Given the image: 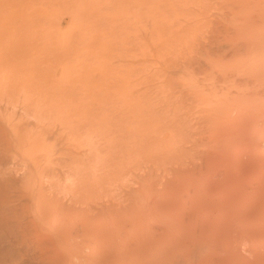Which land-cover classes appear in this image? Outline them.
Masks as SVG:
<instances>
[{
	"label": "bare ground",
	"instance_id": "obj_1",
	"mask_svg": "<svg viewBox=\"0 0 264 264\" xmlns=\"http://www.w3.org/2000/svg\"><path fill=\"white\" fill-rule=\"evenodd\" d=\"M13 3L0 0V264H264V0H152V155L125 148L130 162L87 133L69 42Z\"/></svg>",
	"mask_w": 264,
	"mask_h": 264
},
{
	"label": "rangeland",
	"instance_id": "obj_2",
	"mask_svg": "<svg viewBox=\"0 0 264 264\" xmlns=\"http://www.w3.org/2000/svg\"><path fill=\"white\" fill-rule=\"evenodd\" d=\"M11 5L13 4V6H14V3H13V1H15V5L17 6V5H19V4H21L22 2L19 0V3L17 2L18 0H11V1H9V0H7ZM24 1V3L26 4H24V3H22V5H24L25 7H27L28 8V12H26V16L27 17H24L25 19H27L26 21H28V22H31V21H33V22H37L38 24H41V25H43V27H41V26H39L40 27V29H42L41 31H40V29H39V34L40 35H43V37L42 38H44V39H53L54 37L55 38H58V40L60 39V40H63V41H68L69 42V47H70V50H71V53L74 55V58H73V61H72V66H73V68L75 69V71L78 73L77 74V78H76V86H77V88H80V86L82 85V83H83V78H82V74H83V72H84V70L87 72V76H88V89H89V99L91 100H89L90 101V103H89V106L91 107V108H93V111H92V109L89 107V109L91 110H89V112L90 113H92L91 115V117H90V115H88V117H90V119L89 120H91L90 122H88V124H87V133H105L106 135V137H105V144H106V142L108 141V140H110L109 141V143L111 142V141H113V140H115L116 139V142L114 141V144H113V142H111V144H113L112 145V147H114V149L116 150V148L115 147H117L118 148V146H119V151H121L122 150V152L121 153H123V155L124 154H126L128 151H125V148L127 149H129V152L131 153V154H129V152H128V154L129 155H132L133 157V159L134 160H136L137 158H139V159H141L142 157H143V159H145V158H147V157H149L150 155H152V116H150L151 114H152V103H150V102H152L151 100V97H152V92H151V94H150V91H152L151 89H152V85H151V83H150V81L152 82V77H151V75H152V30H151V23L152 22H150V20L152 21V0H127V3H126V1L125 0H23ZM129 1L130 2H133V1H135V4H132V3H129ZM137 1V2H136ZM138 1H139V3H138ZM21 2V3H20ZM134 3V2H133ZM138 3V4H137ZM141 3V4H140ZM111 4V5H110ZM124 5V6H123ZM129 5H131L132 6V8L129 6ZM135 5V8H136V6H138V8H139V6H140V8L139 9H135L133 6ZM30 7V8H29ZM123 7V8H122ZM26 8V9H27ZM35 8V9H34ZM128 8H130V10L128 9ZM140 9H142V10H140ZM32 10V11H31ZM134 10V11H133ZM135 10L137 11V12H139V13H141V15L140 14H136L135 13ZM140 10V11H139ZM128 11V13L129 14H131V15H126L127 12ZM130 11V12H129ZM143 11V12H142ZM31 12V13H30ZM34 12V13H33ZM30 13V14H29ZM38 13H40V14H38ZM121 15H120V14ZM126 13V14H125ZM133 13H135V15L133 14ZM29 14V15H28ZM32 14V15H31ZM39 15V16H38ZM136 15H139L138 17H139V19L141 20V22H140V20L137 18L136 19ZM143 15H145V16H143ZM123 16L124 17H126V16H130V17H128V18H130L128 21H129V23H128V21H127V18L125 19V20H123ZM134 16H135V18H134ZM34 17H36V19H34ZM39 19H38V18ZM122 17V19H120ZM132 17V18H131ZM145 17H146V21H145ZM33 18V19H32ZM31 20V21H29V20ZM38 19V20H37ZM131 19H132V21H131ZM136 19V20H135ZM144 19V20H143ZM35 20H37V21H35ZM40 20L42 21V22H40ZM119 20H121L123 23H125V22H127L126 23V26H124L125 24H123L121 21H119ZM137 20H139V22L137 21ZM149 20V21H148ZM39 21V22H38ZM109 23H108V22ZM134 21V22H133ZM136 21V22H135ZM107 22V23H106ZM138 22V23H137ZM142 22H145V24L144 23H142ZM149 22H150V25H148L149 24ZM32 23V22H31ZM120 23L121 24H123V27L120 25ZM130 23H132L131 25H130ZM134 23H136V24H134ZM109 24V25H108ZM139 24H140V26H139ZM144 24V25H143ZM127 25H128V30H130V28L131 27H133L134 28V26L135 25H137V26H135V28H134V30L132 31H129L128 33H127ZM129 25H130V27H129ZM121 26V27H120ZM143 26V27H142ZM151 27V28H149L148 29V27ZM126 27V28H125ZM138 27V28H137ZM118 28H120V30L118 29ZM122 28V29H121ZM137 28V29H136ZM144 28H146L147 30H146V33H145V29ZM44 29V30H43ZM110 29H111V31H110ZM136 29V30H135ZM139 29V30H138ZM34 29H31V30H27L26 32H30V33H32L33 35L35 34V31H33ZM118 30V31H117ZM123 30H124V32H126V33H123ZM126 30V31H125ZM144 30V31H143ZM148 30L149 31H151V33L150 32H148ZM108 31H110V34H108L109 32ZM122 32V33H120V32ZM29 32L27 33L28 35H30L29 34ZM34 32V33H33ZM41 32H42V34H41ZM44 32V33H43ZM137 33V34H141V35H139V39H140V41L144 38V40H142L143 42H146V45H147V47H148V49H146L145 48V46H144V48L142 47L143 45H145V43H143L142 44V42H140L137 38H138V36H137V34L135 35L134 33ZM114 33V34H113ZM117 33H119V34H117ZM144 33V34H143ZM147 33H149V34H147ZM31 34V35H32ZM46 34H48V35H50V36H48L49 38H46L47 36H46ZM120 34H121V36H120ZM122 34H124L125 36H127L126 38H125V36L123 35V37H122ZM130 34V35H129ZM136 36H134V35ZM148 36H147V35ZM32 35V36H33ZM52 35V36H51ZM54 35V36H53ZM110 35V36H109ZM111 35H113L114 36V38H113V36H111ZM116 35H117V37H118V39L116 38ZM145 35V36H144ZM149 35H151V36H149ZM46 36V37H45ZM57 36H61L60 38L59 37H57ZM134 36V38L132 39V37ZM52 37V38H51ZM69 37V38H68ZM122 37V38H121ZM131 37V38H130ZM141 37H143L142 39H141ZM148 37H150V38H148ZM54 38V39H55ZM111 38V39H110ZM129 38V39H128ZM110 39V40H109ZM113 39V40H112ZM115 39H116V41H117V43L115 42ZM122 41H124L125 39H127V40H125L124 42H122ZM124 39V40H123ZM134 39H136V41H134ZM151 39V40H150ZM107 40H109V42L107 41ZM111 40H112V43L114 42V43H116L117 45H114L113 46V44H111ZM130 40H132V41H130ZM118 41H119V43H118ZM137 41H139L138 43H137ZM108 42V43H107ZM128 42H130V43H128ZM132 42V43H131ZM121 43V44H120ZM122 43H124L123 45H122ZM135 43V44H134ZM141 44V47H139V45ZM107 44H108V48H106V46H107ZM127 44V45H126ZM130 44V45H129ZM57 46H55V45H50V46H47L46 45V48H52V49H54V50H56L58 53H60V54H64V52L67 50V46H65V45H62V44H56ZM83 45H85V46H87V48L86 47H83ZM119 45H121L120 47H118ZM133 45H136V46H133ZM55 46V47H54ZM58 47V48H57ZM111 47H115V48H111ZM134 49H132V48ZM139 48V49H135V48ZM44 48H45V46H44ZM57 48V49H56ZM59 48H60V50H59ZM85 48H86V51H85ZM118 48H120V49H118ZM123 48H125L124 49V51H123ZM127 48V49H126ZM129 48H131L130 49V51H129ZM83 49H84V51H83ZM109 49V51H107ZM112 49V50H111ZM114 49H116V50H119V53H118V51L116 52V50H114ZM141 49V50H140ZM145 49V50H144ZM150 49V50H149ZM121 50V51H120ZM126 50H127V52H131L130 54H131V56L129 55V53H127L126 52ZM131 50H133V51H131ZM142 50L144 51V53L146 52V55H144V53L142 52ZM147 50V51H146ZM61 51V52H60ZM110 51H112V52H110ZM139 51L141 52V54L139 53ZM88 52V53H87ZM106 52H109V53H111V54H109V55H107V53ZM120 52H122V53H120ZM133 52H137V56H136V54L135 53H133ZM151 52V53H150ZM114 53H115V55H114ZM118 53V54H117ZM124 53V54H123ZM125 53H127V54H125ZM86 54H88V55H86ZM104 54H106V55H104ZM121 54V55H120ZM139 54V55H138ZM110 55L112 56L111 58H110ZM116 55H117V57H116ZM124 55H126V56H124ZM130 57H129V56ZM142 57H141V56ZM105 56H106V58H105ZM120 56V57H119ZM136 56V57H135ZM90 57V58H89ZM114 57H115V59H114ZM122 57V58H121ZM105 58V59H104ZM110 58V59H109ZM113 58V59H112ZM128 60H127V59ZM148 59V60H147ZM112 60V63H113V65H112V63L110 62ZM116 60V61H115ZM127 61V62H125V61ZM138 60V61H137ZM145 60V61H144ZM150 60V61H149ZM119 61H123L122 63L120 62L119 63ZM137 62V65H136V63L135 62ZM148 62V64H147V62ZM104 62H105V64H107V62H110V64L111 65H109V63L105 66V64H104ZM115 62V63H114ZM132 62V63H131ZM139 62V63H138ZM128 63V64H127ZM114 64H116V65H121L122 66V64H123V66L122 67H118V66H116V65H114ZM126 64H127V66H126ZM141 64H143L141 67L140 66H138V65H141ZM109 65V66H108ZM124 65H125V67H124ZM130 65H134V66H132L134 69L132 70V71H128V69L129 70H131L132 68L131 67H128V66H130ZM147 65V66H146ZM76 66V67H75ZM115 66H116V68H115ZM140 67L141 68V70L139 71V69L140 68H137V67ZM146 66V67H145ZM108 69H107V68ZM113 67V68H112ZM126 67H128V68H126ZM105 68V69H104ZM122 68V69H121ZM138 70H137V69ZM143 68H146V69H143ZM126 69V70H125ZM148 69V70H147ZM106 70H108L107 71V73H106ZM122 70V72L120 73V71ZM135 70L136 71H138V72H140V73H138V72H135ZM144 70H146V72L143 71ZM117 71V72H116ZM119 71V72H118ZM126 71L128 72V73H126ZM134 71V72H133ZM129 72H131L130 74H132L133 76H135V77H131L130 75H129ZM147 72H148V76H147ZM120 73V75H118ZM125 73V74H124ZM138 75H137V74ZM117 74V75H116ZM122 74L124 75V77L122 76ZM126 74H128V76H125ZM134 74H136V75H134ZM144 74V75H143ZM150 74V75H149ZM108 75V76H107ZM109 75H111V78H112V80H110V76ZM146 75V76H145ZM118 76V77H117ZM120 76H121V78H123L124 80H122L121 78H120ZM141 76V77H140ZM130 77V78H129ZM139 77V78H138ZM144 77H146V78H144ZM107 78V79H106ZM142 78V79H141ZM147 78L149 79V80H147ZM114 79H115V81H114ZM118 81H117V80ZM142 81H141V80ZM144 79H146L147 81H145ZM133 80H135L136 82H134ZM139 82H138V81ZM108 81H113L112 83H110V82H108V84H107V82ZM120 81H125L126 82V84L128 85V83H130L128 86L125 84V82L123 83V82H120ZM127 81H129V82H127ZM131 81H133L132 82V84H131ZM141 81V82H140ZM106 82V83H105ZM119 82V83H118ZM138 82V83H137ZM145 82V83H144ZM103 83L105 84V85H107V86H109V87H106L105 85H103ZM116 83V84H115ZM121 83V84H120ZM123 83V84H122ZM136 83L137 84H139L138 86L136 85ZM142 83V84H141ZM144 83V84H143ZM98 84V85H97ZM111 84H112V86H114L115 85V87H112L111 86ZM114 84V85H113ZM119 84H120V86L121 87H119L118 89H116L118 86H119ZM134 84V87L132 86ZM104 86V87H100V86ZM116 85H118V86H116ZM124 85H126L125 86V88L124 89H128V88H130V89H126V91L128 92V93H126V91H121V92H119L118 94H117V92L118 91H120L121 90V88H123V86ZM131 85V86H130ZM142 85V86H141ZM148 85H149V87H148ZM151 85V86H150ZM96 86H98L99 88H101V89H97L96 88ZM146 86V87H145ZM112 87V88H111ZM143 87H145V88H143ZM96 88V89H95ZM108 88H111V89H108ZM115 89L117 90V92L116 93H114L115 92ZM123 89V90H124ZM143 91H142V90ZM150 89V90H149ZM97 90H99V91H101V92H98ZM111 90V91H110ZM141 90V91H140ZM104 91H106V93L104 92ZM114 91V92H113ZM130 91H131V95H130ZM134 91V92H133ZM137 91V92H136ZM141 93H140V92ZM145 91V92H144ZM147 91H149V92H147ZM112 92V93H111ZM123 92V93H122ZM100 95H98V94ZM103 93V94H102ZM110 93H111V95L113 96V94H114V97H112L111 95H110ZM121 93V94H120ZM125 93V94H124ZM140 93V94H139ZM147 93V94H146ZM150 95H149V94ZM120 94V95H119ZM122 94H123V96H122ZM138 94V95H137ZM143 94H145L144 96H143ZM101 95H104V96H106V97H104V96H102V97H104L103 98V101L105 100L106 102L105 103H103V101L102 100H99V99H102L101 98ZM107 95H109V98H111L112 97V100H113V98H115L113 101L111 100V101H109V98H108V96ZM116 95V96H115ZM127 95H129V96H127ZM134 95V96H133ZM140 95V96H139ZM148 97H147V96ZM119 96V97H118ZM125 96V97H124ZM127 96V97H126ZM136 96V97H135ZM149 96H150V99H149ZM121 97V98H120ZM124 97V98H123ZM135 97V98H134ZM144 98V100H142V99H139V98ZM106 98V99H105ZM119 98V99H118ZM125 98H126V101H124L125 100ZM130 98V99H129ZM118 99V101H116ZM128 99L129 100H131V102L133 103V99L135 100L134 101V103H133V107L131 106L132 105V103L129 101L128 102ZM138 99H139V101L140 102H138ZM146 99H148V101H150L149 103H148V101L146 100ZM100 101H101V105H100ZM107 101H108V103L111 105V107H110V105H107L108 103H107ZM120 101V102H119ZM122 101V102H121ZM137 101V102H136ZM147 103H146V102ZM114 102V103H113ZM119 102V103H118ZM123 102H125V104H123ZM127 102V103H126ZM93 103H95V104H93L94 106L92 107L91 105ZM118 103V104H117ZM120 103H122L121 105H120ZM130 103V104H129ZM138 103V106L137 105H135V104H137ZM140 103H143V104H140ZM102 104H106V105H102ZM112 104H114L115 105V107L117 106V108L116 109H118V110H116L115 109V107H114V105H112ZM129 104V105H128ZM146 104V105H145ZM125 105V106H124ZM104 106V107H103ZM114 108H113V107ZM129 106L131 107V109H129ZM144 106H146V108L144 107ZM106 107H110V108H113V109H108V113H107V110H105V109H107ZM126 108H128V109H126ZM132 108L134 109V110H132ZM137 110H136V109ZM142 108H143V110H142ZM138 109H139V111H141V113L140 112H138ZM151 109V110H150ZM112 110V111H111ZM116 110V111H115ZM130 110V111H129ZM145 110V111H144ZM148 110H150V112H148ZM106 111V112H105ZM119 112V114H117L118 112ZM132 111H133V115H132ZM135 111H136V113H135ZM113 112L115 113V114H113ZM107 113V114H106ZM130 113H131V117H130ZM143 113H145V115L143 114ZM150 113V114H149ZM108 114H110L109 116H108ZM111 114H112V116L113 115H115L116 117L117 116H120V117H115V116H113V120L116 118V120H114V121H117V119L119 120V121H121V125H119V121L118 122H113V120L111 119L112 117H110L111 116ZM117 114V115H116ZM128 114V115H127ZM134 114H135V116H134ZM138 114H140V116L138 115ZM142 114V115H141ZM139 116V117H141L140 119H138V120H141L142 118H144V117H146L145 119H142L141 121H142V128H143V126H144V129H141V132H142V134H141V132L139 131L140 130V126H141V124L139 123L140 121H136L137 120V118H139V117H137L136 118V116ZM105 116H107V117H109V118H107V117H105ZM147 116H149V117H147ZM107 118V119H106ZM120 118H121V120H120ZM134 119V122H133V120H131V119ZM149 119V121H148V119ZM111 119V120H110ZM146 119H147V121H146ZM88 120V121H89ZM107 120V121H106ZM110 120V121H109ZM151 120V121H150ZM124 121H125V123H126V125H125V123H124ZM131 122V123H129V122ZM144 121H145V123H144ZM134 123V125H131V126H128V127H126L128 124L130 125V124H133ZM89 123H90V125H91V127L89 126ZM118 123V124H117ZM136 123H138V124H140L139 126H138V124H136ZM149 123V125L151 126H149V125H147ZM77 127H76V129H77V132L76 133H82L83 131H82V128H81V131L79 130L80 129V124H79V122H77ZM117 124V125H116ZM123 124V125H122ZM137 126H136V125ZM119 125V126H118ZM146 125V126H145ZM120 126H121V128L123 129H120ZM133 126V127H132ZM135 126V127H134ZM148 126V127H147ZM130 127H131V129H130ZM150 127V128H149ZM79 128V129H78ZM90 128V132H89V129ZM128 128H129V130H133V132L132 131H129L128 130ZM132 128H135V129H132ZM136 129H137V131H138V134H136L137 133V131H136ZM78 130H79V132H78ZM147 130V131H146ZM151 130V131H150ZM122 131V132H121ZM125 131V132H124ZM135 131V132H134ZM145 131H146V133H145ZM148 131H150V133L148 132ZM132 132V133H131ZM84 133V132H83ZM113 134V136H115V137H111V136H109V135H107V134ZM119 134V136H120V140H119V138H118V136H117V134ZM122 135H121V134ZM129 133V134H128ZM130 133L131 134H134V137H135V139L134 138H130V137H133V136H131L130 135ZM141 134V135H140ZM145 134V135H144ZM148 134V135H147ZM150 134V135H149ZM127 135V136H126ZM139 135V136H138ZM144 137H143V136ZM121 136H125L126 137V139L127 140H134V141H132V143H133V145H132V147H131V141L130 142H128V144H127V140H125L124 139V141H123V143H122V141L121 140H123V137H121ZM129 136V137H128ZM141 136V137H140ZM147 136V137H146ZM109 137V138H108ZM136 137H138V138H136ZM112 138H114V139H112ZM117 138H118V140H117ZM128 138H130V139H128ZM142 138H143V140H142ZM112 139V140H111ZM137 139V140H136ZM151 140L150 142L148 141V140ZM136 140V141H135ZM138 140H141V141H138ZM119 142H120V144H122V145H120L119 144ZM125 142H126V144L127 145H125ZM141 142H142V144H141ZM108 143V142H107ZM115 143H117L116 145H115ZM144 143V144H143ZM145 143H147V144H145ZM151 145V147L149 148L148 146H150L149 144ZM111 144H106V147H107V149H108V146L109 145H111ZM145 145V146H144ZM148 145V146H147ZM129 146V147H128ZM147 146V147H146ZM110 147V146H109ZM123 147V148H122ZM111 148V147H110ZM109 148V149H110ZM120 148H122L121 150H120ZM131 148H132V150H131ZM134 148V149H133ZM143 148V149H142ZM108 149V150H109ZM142 149V150H141ZM111 151H114L112 148L110 149ZM144 150V151H143ZM148 152H147V151ZM151 150V152H149ZM117 151V150H116ZM142 151V152H141ZM141 153H142V156H141ZM147 153V154H146ZM145 154V155H144ZM129 155H124L123 156V158H127V160L126 159H124L125 161L124 162H126V161H128V162H130V159H129ZM128 156V157H127ZM146 156V157H145ZM141 157V158H140ZM131 158V157H130ZM132 158H131V160H132ZM129 159V160H128Z\"/></svg>",
	"mask_w": 264,
	"mask_h": 264
}]
</instances>
